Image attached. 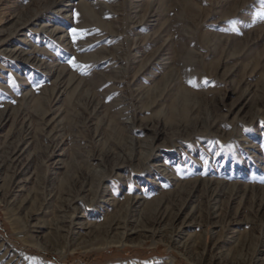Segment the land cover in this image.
Wrapping results in <instances>:
<instances>
[{"label": "rangeland", "instance_id": "rangeland-1", "mask_svg": "<svg viewBox=\"0 0 264 264\" xmlns=\"http://www.w3.org/2000/svg\"><path fill=\"white\" fill-rule=\"evenodd\" d=\"M3 255L264 264V0H0Z\"/></svg>", "mask_w": 264, "mask_h": 264}, {"label": "bare ground", "instance_id": "bare-ground-1", "mask_svg": "<svg viewBox=\"0 0 264 264\" xmlns=\"http://www.w3.org/2000/svg\"><path fill=\"white\" fill-rule=\"evenodd\" d=\"M65 6H70V4H66ZM13 53H18V50L15 49L12 51ZM14 153V152H13ZM165 166L163 164H156L154 165L152 168L155 172H158L160 173V171H166V169L164 168ZM170 178V177H169ZM216 193V192H215ZM85 194V193H84ZM83 197V196H82ZM101 198V205H103V208H105L106 206H112L113 205V199L108 197V198H103L102 196L100 197ZM214 199V198H213ZM212 199V200H213ZM134 201V200H133ZM131 204V203H129ZM138 204V205H136ZM133 206L130 207V208H138L140 206V203H137L136 201L133 202L132 204ZM212 205V204H211ZM216 206V205H215ZM128 207V206H127ZM129 208V207H128ZM158 209V208H157ZM218 208L216 207H213L212 209V213H213V217H218L217 215V210ZM158 211V210H157ZM210 212V213H211ZM139 214V213H138ZM211 216V217H212ZM161 219V218H160ZM161 221V220H160ZM136 223V222H135ZM138 223V222H137ZM92 223H88L85 221L84 219V215L81 214L79 216H77L73 222V234L75 236H80V235H86L88 238L91 237V239H96L98 237H100V232H93L92 231ZM140 226V225H139ZM143 227V226H142ZM182 228H180V230L178 231V234H177V238L178 239H181L183 236H184V229L186 226H181ZM129 228V227H128ZM131 228V227H130ZM106 229V228H105ZM139 229V228H138ZM136 229V228H133L132 231H130V234H127V232L124 231V227H122L121 223L120 224H113V225H108L107 227V230H105L103 233H102V240H106V239H111V240H114L116 243H123L125 241H129V240H133V238H130V235L131 234H136L138 235V242L141 241L142 238L144 239H152L155 235V233L152 231V230H147V229ZM113 230H123L121 233H113ZM118 232V231H117ZM145 237H142L144 236ZM86 237V238H87ZM78 238V237H77ZM76 238V239H77ZM80 238V237H79ZM152 241V240H151ZM167 241V244H172L173 242H176L177 240H175V238H169V240H166ZM137 242V241H136ZM184 244H182L181 246H183ZM7 256L6 255H3L2 258L3 259V262L4 264H17V259H15L14 257H10V259H7L6 258ZM197 259V258H196ZM198 261L202 260L201 258L197 259ZM219 261V260H218Z\"/></svg>", "mask_w": 264, "mask_h": 264}, {"label": "snow or ice", "instance_id": "snow-or-ice-1", "mask_svg": "<svg viewBox=\"0 0 264 264\" xmlns=\"http://www.w3.org/2000/svg\"><path fill=\"white\" fill-rule=\"evenodd\" d=\"M191 83V82H190Z\"/></svg>", "mask_w": 264, "mask_h": 264}]
</instances>
